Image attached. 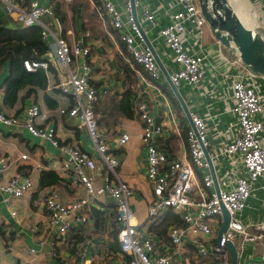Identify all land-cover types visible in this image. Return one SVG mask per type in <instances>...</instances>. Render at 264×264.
Returning a JSON list of instances; mask_svg holds the SVG:
<instances>
[{"label":"crops","instance_id":"0c3cea01","mask_svg":"<svg viewBox=\"0 0 264 264\" xmlns=\"http://www.w3.org/2000/svg\"><path fill=\"white\" fill-rule=\"evenodd\" d=\"M38 1L48 5L52 11L41 18L48 42V50L44 56L49 62L48 68L51 67L45 69L46 86L35 88L28 93L29 86H26L20 90L16 104L5 105L3 80L9 75V68L7 63L0 65V108L19 118L17 126L0 122V154L11 162L7 176L19 174L22 177H30L33 182V188L20 198L6 201L5 194L0 192V264H76L83 258L96 264H127V257L121 253L117 240L115 204L107 193L90 196L89 203L83 210L86 220L73 223L64 235H58L55 229L48 225L49 215L43 201L47 193L57 192L63 202L70 203L83 197L85 190L69 164L64 166L69 160V155L49 139L36 136L27 130L23 119L26 107L31 104L40 107L44 119L37 122V125L53 128L59 145L77 147L99 159L91 139L87 132L78 126L76 118L60 113L61 108L72 107L76 100L74 96L63 94L56 87L65 77L64 69L54 60L52 52L55 38L58 37H63L70 45L90 49L85 56L90 67L89 83L96 90L107 91L106 95L94 104L95 117L111 152L119 158V173L116 169L118 179L129 184L132 190L129 206L138 222L140 236L153 240L156 244L155 253L170 254L171 264L212 262L210 258L196 257L190 234L189 237H184V243L179 249L171 244L168 229L176 224L172 223L175 219L170 211L173 210L164 209L154 218L148 213L153 194L151 183L146 176L147 146L140 139L143 122L138 116L137 104L144 102L149 114L162 127V132L155 134L153 141L171 159L186 156L185 134L191 128L190 120L172 93L165 75L160 70V78L152 81L140 66L130 62V56L108 16L95 12L94 4L97 0H62L61 8L65 13L63 20L54 15V0ZM29 2L30 0H21L22 5H28ZM259 2L261 0H250L252 8L259 12L256 16L252 13L253 18L247 16V26L264 33V3L260 7ZM117 6L122 7L121 1L117 2ZM143 7H148L155 15L157 28L147 36L170 78L176 64L162 38L155 37L154 33L156 34L159 27L169 23L170 16L176 9L174 0H140L137 17L142 27L147 28V22L141 16ZM249 9L251 10V7ZM192 47L196 51L210 53V60L215 64V68L208 70L198 84L188 85L183 82L178 90L189 112L205 117L208 150L213 155L219 145L228 142L236 134V117L231 111L234 100L231 98L228 80L221 74L223 61L219 54L233 59L236 53L227 51L214 38L207 24L203 27L201 44ZM82 61L83 57L77 58L78 63L81 64ZM256 82L262 90L264 105V77L258 76ZM123 101L128 105L127 109H122ZM262 117L264 120V111ZM123 132L130 136L129 142L124 146L118 143V137ZM22 154L27 158L22 159ZM239 167V156L215 161L214 170L218 186L225 187L223 168L241 171ZM52 174L58 177V182L40 186L41 176ZM7 176L4 179H7ZM197 177L201 183L200 170L197 171ZM113 179L117 181L115 176ZM94 184L96 188L103 186L102 172L94 174ZM213 189L215 190L214 186L209 190ZM12 210H15V215H12ZM177 217L176 221L180 222L176 225L182 226V220ZM237 219L252 233L258 232L255 225L264 224V176L255 183V190L248 199L247 206L237 214ZM51 242H54L56 254H53ZM234 244L239 251L238 264H264V252L260 254L255 251H264V231L259 243L242 241L237 237Z\"/></svg>","mask_w":264,"mask_h":264},{"label":"built area","instance_id":"2783aa9c","mask_svg":"<svg viewBox=\"0 0 264 264\" xmlns=\"http://www.w3.org/2000/svg\"><path fill=\"white\" fill-rule=\"evenodd\" d=\"M118 1L122 3L121 8L117 6ZM133 1L137 12L140 0ZM263 3L264 0H261L258 5L261 4L262 7ZM174 6L176 9L171 14L169 23L159 27L154 35L162 38L171 51L172 60L176 64L170 75L173 84L177 87L183 82L196 85L204 79L208 70L215 68V64L210 60V53L196 51L192 47L201 44L206 21L197 0H174ZM0 7L7 16L22 26L40 25L42 28L41 18L52 12L48 5L41 4L38 0H30L28 5H20L14 0H0ZM94 10L98 15L108 16L130 56V62L140 66L150 80H158L161 76L160 67L134 23L130 0H97ZM256 11L259 12L257 9ZM141 16L147 22V28L143 27L146 35L156 30L158 24L155 15L148 7L141 9ZM42 33L46 39L44 28ZM89 51V47L70 45L63 37L55 38L52 48L54 60L65 72V77L56 87L63 94L74 96L76 100L72 107L61 108L60 113L76 118L78 126L84 129L91 139L99 159L77 147L59 145L53 128L37 125V122L44 119L37 104H31L24 110L23 119L27 130L36 136L49 139L69 155V160L64 166L69 164L85 190L83 197L70 203L63 202L57 192L47 193L43 201L49 215L48 225L55 229L58 235H64L73 223L86 220L83 210L89 203V197L104 192L115 204L117 240L121 253L127 257V264H171L170 254L155 253L156 244L153 240L140 236L138 222L129 206L132 190L129 184L118 179L116 169L119 166V158L111 152L94 113L95 102L102 99L107 91L96 90L89 83L90 67L85 60ZM219 54L223 61L221 74L228 80L231 98L234 100L231 111L236 117V134L228 142L219 145L213 155L208 150L207 126L202 115L190 112L194 129L189 128L185 134L187 154L171 159L153 141L155 134L162 132V127L149 114L146 104L139 102L137 111L143 122L140 139L147 146L146 176L151 183L153 194L148 207L149 216L154 218L164 209L171 208L183 222L182 226L172 225L168 229L169 240L176 249L184 243V237L190 234L196 257L210 258L213 264H230V254L225 247L227 241L234 242L240 237L242 241L259 243L263 238V223L255 225L258 232L252 233L237 219V214L247 206V201L255 190V183L264 176V105L262 90L256 82V78L262 75L252 71L237 54L233 59ZM78 57H83L81 64L77 62ZM23 66L27 71H34L37 68L47 69L49 62L24 60ZM0 122L17 126L19 118L0 108ZM129 140L127 132L118 137V143L122 146ZM204 148L208 150L213 167L215 161L220 158L239 156L241 171L223 168L225 187L218 186V191L209 190L214 184ZM21 158L25 159L27 156L22 154ZM10 167L9 159L0 154V192L5 194L6 201L20 198L33 188L30 177H22L19 174L7 176ZM198 170L201 172V183L197 177ZM96 172L103 173L104 184L100 188H96L94 184ZM5 176L8 178L4 179ZM217 184L219 185L218 179ZM222 206L230 214V220L217 242L214 238L222 223ZM11 213L15 215V210ZM51 247L53 254H56L54 242H51ZM76 264L96 263L83 258Z\"/></svg>","mask_w":264,"mask_h":264},{"label":"water","instance_id":"95a60500","mask_svg":"<svg viewBox=\"0 0 264 264\" xmlns=\"http://www.w3.org/2000/svg\"><path fill=\"white\" fill-rule=\"evenodd\" d=\"M197 2L214 38L227 51L230 53H236L243 63H245L252 71L264 76V33L248 27L239 14L234 10L229 0H197ZM130 4L134 23L136 24L144 43L152 51L160 70L165 75L171 87L172 93L175 95L187 118L190 120L191 128L194 129L189 109L180 95L178 87L170 80L168 73L164 69L163 64L159 60L154 47L149 40V37L145 34L144 29L138 20L134 1L130 0ZM17 26L22 27L19 23ZM204 153L209 165L214 188L218 191L219 188L215 170L206 148H204ZM221 210L222 223L217 230V242L220 240L223 232L227 229L230 220V214L226 208L222 206ZM225 247L230 254V264H238L239 254L234 242L232 240L227 241Z\"/></svg>","mask_w":264,"mask_h":264},{"label":"trees","instance_id":"16d2710c","mask_svg":"<svg viewBox=\"0 0 264 264\" xmlns=\"http://www.w3.org/2000/svg\"><path fill=\"white\" fill-rule=\"evenodd\" d=\"M14 1L22 5L21 0ZM54 1L56 2L54 15L63 20L65 13L61 8L62 0ZM17 24L0 8V65L7 63L9 68V75L3 80L5 84L3 103L8 106L16 104L22 88L29 86L28 93L35 88H44L47 82L45 69L37 68L34 71H27L23 66L24 60L43 61L46 59L44 55L48 50V43L43 36V28L40 25L18 27ZM47 69H51V67ZM127 108L128 105L123 101L122 109ZM126 114L130 115L129 112ZM58 180L54 174L52 176L42 175L40 186L54 184ZM172 212L170 211L175 219L172 223L178 224L180 222L176 221L178 215ZM207 264H213V262L208 261Z\"/></svg>","mask_w":264,"mask_h":264},{"label":"rangeland","instance_id":"374dc122","mask_svg":"<svg viewBox=\"0 0 264 264\" xmlns=\"http://www.w3.org/2000/svg\"><path fill=\"white\" fill-rule=\"evenodd\" d=\"M230 3L232 4V7L234 8V10L239 14V16L242 18L243 22L248 25V20H247V16L250 18H253L252 13H254V15L256 16V9L254 10L252 8V4L250 3V0H229ZM243 7H242V6ZM238 7V8H237ZM251 7V10L248 8ZM254 10V11H253ZM210 149V148H209ZM117 172L119 173V170L117 169ZM120 175V174H119ZM256 253H260L263 254L264 251L255 249Z\"/></svg>","mask_w":264,"mask_h":264},{"label":"bare ground","instance_id":"6f19581e","mask_svg":"<svg viewBox=\"0 0 264 264\" xmlns=\"http://www.w3.org/2000/svg\"><path fill=\"white\" fill-rule=\"evenodd\" d=\"M242 6V5H241ZM243 7V6H242ZM238 8V7H237ZM249 8V7H248Z\"/></svg>","mask_w":264,"mask_h":264}]
</instances>
